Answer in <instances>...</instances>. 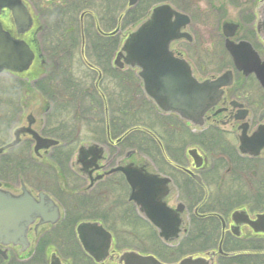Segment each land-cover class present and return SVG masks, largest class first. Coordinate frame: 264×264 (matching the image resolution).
I'll use <instances>...</instances> for the list:
<instances>
[{"label":"flooded vegetation","instance_id":"af4514ba","mask_svg":"<svg viewBox=\"0 0 264 264\" xmlns=\"http://www.w3.org/2000/svg\"><path fill=\"white\" fill-rule=\"evenodd\" d=\"M22 1L29 5V0ZM177 1L188 9L197 5L193 0ZM174 8L190 19L183 30L190 38L172 43L174 55L189 64L199 82L214 83L230 72L232 85L221 88L223 94L202 126L158 109L155 115L139 105L135 121L150 127L135 125L129 135L123 86L118 90L117 116L111 113L109 88L102 85L108 80L102 75L90 88L81 86L80 97L73 89L71 100H60V90L41 85V79H49L42 57L43 21L20 36L11 13H0L4 29L36 54L29 72L0 77L11 82L0 86V99L6 97L0 101V115L5 107L7 116L5 126L0 123V149L18 140L0 155L1 190L14 196L27 193L36 203L47 197L60 214L55 224L36 218L24 246L0 245V264H51L54 253L49 259L48 249L55 251L60 264H125L121 257L126 252L167 264L190 256L202 258L203 264H264V222H257L264 214V133L256 136L264 132V86L257 76H264V37L259 31L264 0H203V10L198 5L193 15ZM90 14L88 10L80 16L84 35V20ZM124 17L118 18L116 28L122 27ZM227 24L237 27L225 30ZM96 29L101 37L107 34L98 20ZM82 39L87 43L86 36ZM227 40L243 45L237 57L227 50ZM66 80L92 82L90 75L85 81ZM81 135L85 141L80 142ZM37 136L45 141L39 149ZM125 168L166 180V195L154 200L162 201L168 220H149L150 207L131 200L132 190L121 171ZM65 222L73 229L63 227ZM82 223L98 224L111 235L110 241L92 245L93 256L79 240ZM58 235L70 240L61 243ZM161 236H168V241ZM142 238L152 251L126 246L127 241L142 243Z\"/></svg>","mask_w":264,"mask_h":264},{"label":"water","instance_id":"95a60500","mask_svg":"<svg viewBox=\"0 0 264 264\" xmlns=\"http://www.w3.org/2000/svg\"><path fill=\"white\" fill-rule=\"evenodd\" d=\"M137 3L138 0H129V7L132 8ZM3 10L11 13L18 35H25L32 29L31 13L22 0H0V13ZM261 15L259 31L264 37L263 9ZM189 24V17L170 5L163 4L155 7L150 17L127 36L114 65L119 69L125 67L138 69V77L143 83L145 94L160 111L165 114H177L187 122L202 126L206 113L220 100L223 94L221 88L230 87L232 78L231 73L228 72L214 83L199 82L193 76L189 64L176 57L170 50L173 42L190 38L187 33L183 32ZM236 27V25L227 24L224 29H236ZM118 32L119 30L115 31L111 36ZM227 36L231 37V34ZM240 46L230 40L226 42V48L233 57L237 55ZM34 60L35 53L30 46L14 38L0 23V75L4 72L26 73L30 70ZM257 76L264 86V76L260 74ZM226 79L228 82H225ZM22 132V129L17 131L16 136ZM263 133L260 130L256 135L257 138ZM44 142L37 136L38 149ZM17 143L18 140L1 148L0 155ZM121 171L132 190L131 200L141 207H150V210H146L147 218L152 221L168 220L170 215L166 209H163L162 201L154 200L166 195V180L143 175L133 168H125ZM154 206L159 210H153ZM59 217L58 208L47 197L41 196V202L36 203L27 193L14 196L1 190L0 185V245L7 246L13 243L24 246L27 229L36 218H41L42 224H55ZM257 222H264V215L259 216ZM92 230L96 232L92 234ZM77 233L84 251L92 256L94 255L91 252L93 244L99 245L102 239L111 240V235L103 231L98 224L82 223L78 226ZM161 238L165 241L169 239L168 236H161ZM121 261L125 264H164L154 257H144L129 252L122 255ZM51 264H60L56 255L51 257ZM175 264H203V259L188 257Z\"/></svg>","mask_w":264,"mask_h":264},{"label":"trees","instance_id":"16d2710c","mask_svg":"<svg viewBox=\"0 0 264 264\" xmlns=\"http://www.w3.org/2000/svg\"><path fill=\"white\" fill-rule=\"evenodd\" d=\"M166 1L141 0L137 7L126 12L122 22V30L136 26L148 16L152 7ZM88 10L91 14L86 15L84 20V33L87 39L86 56L93 68L101 71L104 78L108 80L107 83L111 82V86L114 88L108 92V95L112 102L111 113L113 114V111H115V116L118 115V90L120 86L124 87L125 129L127 131L132 128L130 124L133 122L131 121L135 120L137 116L135 112L137 113L138 107L133 98L134 94H132L134 93L133 88L136 86L134 80L137 77L135 76L134 79L133 72H130V70L128 72H120L113 67L112 61L121 46L122 37L120 35L108 38L101 37L96 29V20H98L101 29L106 33L115 30L118 18L126 10L124 0H58L45 3L41 7V15H43L42 19L44 20V31L41 34V41L46 60L44 69L46 71L49 70L47 72L49 79H41V85L50 87L51 91L60 90L59 99L62 101L71 100L73 89L78 91L80 97L82 93H79V91L83 89L81 86L88 87L89 83L87 82L81 83L77 81L73 83L66 80V78L76 77L72 73L74 68L72 65L73 55L81 43L80 16ZM36 69H42V67L38 66ZM85 69L89 70L87 67ZM42 74L43 72H41ZM59 77L60 80H57ZM90 77L95 82L96 74L91 72ZM9 83L11 82L7 80L4 82L5 85L2 86L6 87ZM113 100L116 103L114 106ZM0 101H6L5 95H2ZM5 111L6 108L4 107L0 115L2 127L5 126L7 117ZM134 127L136 126L134 125ZM0 142H2L1 139ZM67 223L69 222H65L63 227L73 229V224L69 225ZM63 227L61 226V228ZM57 239L61 243H67L70 240V236L58 235Z\"/></svg>","mask_w":264,"mask_h":264},{"label":"rangeland","instance_id":"374dc122","mask_svg":"<svg viewBox=\"0 0 264 264\" xmlns=\"http://www.w3.org/2000/svg\"><path fill=\"white\" fill-rule=\"evenodd\" d=\"M56 0H29V6L33 12V14L36 15V17L34 18L36 20V22L38 21L40 24L42 23V21H44L42 18H43V15H41V6L43 7L45 5V3H48V2H55ZM215 1V0H214ZM125 2V5H126V9H127V5H128V0H124ZM224 2V1H222ZM166 3H169L171 4L172 6L176 7V8H179V10L181 11H185V12H190L193 14H195V11L197 10V6L200 5L201 6V9L203 10V0H193V3L194 4H197V5H193V8L191 9H188V5H185V4H182L181 2L179 3L177 0H167ZM184 3H187V2H184ZM201 3V4H200ZM218 4H221V1H219ZM225 4H227V1H225ZM196 6V7H195ZM188 9V10H187ZM233 15V12L230 13V16L232 17ZM37 18V19H36ZM196 20H198V17H195ZM13 23V22H11ZM8 25V24H7ZM13 25V24H12ZM13 27V26H12ZM135 29V26H132V27H128L126 28L125 30H122L123 32V35H126L130 32H132L133 30ZM81 42V40H80ZM181 48V46H180ZM81 49H82V44L80 43L79 47L75 50L74 52V55H73V73L76 75L75 78H81L82 80L85 81L86 77H89V73L87 72V70L85 69V63L84 61L82 60V57L81 56ZM85 60L89 63V60L87 59V57H85ZM115 60V57L113 59V61ZM112 61V63H113ZM229 65V62H226L225 63V66ZM134 75V79H135V73H133ZM5 77H3L0 81V86L2 85H5L4 82L7 81V79H4ZM32 79V78H31ZM6 80V81H5ZM89 81V80H88ZM136 82V86L133 88L134 89V94L133 95V98H134V101L137 103V102H141V105L144 106L145 108L149 109L150 111H152L153 114L156 115L155 111L152 110V104L145 98L143 92H142V89L140 88V83L137 79L134 80ZM17 83L20 84V80H16ZM31 84L34 83V81L30 82ZM86 83V82H85ZM89 83L88 86L91 87L92 85H94V81H92L91 83L90 82H87ZM102 85H104L106 88L108 87L109 88V91L113 90V86H111V82L108 84V83H102ZM35 90V88H33ZM138 117V116H137ZM133 123L130 124V126H134V125H139V126H145L147 128H149V124H141L137 121H131ZM82 133H85V131L83 130ZM156 133L158 135H161L162 136V132L159 131V130H156ZM80 142L82 141H85L86 140V137L84 135H81V138H80ZM77 146V145H76ZM76 146H74V148L76 149ZM127 196V195H126ZM130 240V239H129ZM128 243L126 244L129 245L128 247L130 246H133V245H136L138 246V248L140 250H144V251H152V249L143 242V238H142V243H138V244H133V241H127ZM195 250H198L196 247L193 249V251ZM188 252V251H187ZM186 252V253H187ZM48 256V258L50 259V256L55 253V251L51 250V249H48L46 252H45ZM56 254V253H55ZM46 257V259H47Z\"/></svg>","mask_w":264,"mask_h":264}]
</instances>
